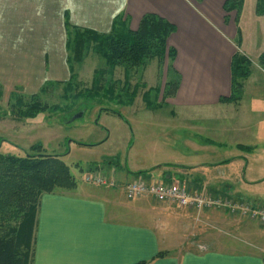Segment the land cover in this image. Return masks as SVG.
Wrapping results in <instances>:
<instances>
[{
	"label": "crops",
	"instance_id": "obj_1",
	"mask_svg": "<svg viewBox=\"0 0 264 264\" xmlns=\"http://www.w3.org/2000/svg\"><path fill=\"white\" fill-rule=\"evenodd\" d=\"M225 1L203 0L199 4L191 0H0V86L8 94L15 89L37 93L47 82L66 79V24L109 34L115 19H121L136 31L144 15L155 14L176 28L167 41V46L176 52L173 68L180 76L176 99L191 109L231 107L236 122L235 117H226L231 112L226 111V120L235 122L226 132L243 134L249 126L248 120H241L242 113L239 115L243 105L219 104L220 98L230 94V63L236 49L232 44L234 36L220 35L214 28L218 25L216 19L210 15L223 12ZM248 113L260 114L253 105ZM252 131L248 136L251 142L240 139L229 143L227 149L234 151V156L204 165L178 161L170 164L173 166L167 170L171 172L163 180L185 181L192 194L205 192L213 198L264 209L260 202L244 196L264 184V169L255 167L256 160L248 159L255 157L260 144L264 145V137L260 140L259 134ZM145 171L149 172H141ZM135 174L127 172L120 179H125V184L152 178L149 174ZM185 176L195 177L194 182L185 180ZM118 187L119 182L108 190L84 185L73 194L43 195L37 216L34 264H264V252H229L209 246L198 247V251L185 250L175 224L182 226L184 221L174 215V221L163 216L165 207L169 209L170 205L154 206L149 201L151 206L146 202L138 208L125 209L123 202L117 200L118 190L124 195V187ZM216 215L235 219L228 213L206 212L205 222L220 230L226 225ZM156 217L171 225L166 238L158 233ZM159 254L163 256L157 258Z\"/></svg>",
	"mask_w": 264,
	"mask_h": 264
},
{
	"label": "rangeland",
	"instance_id": "obj_2",
	"mask_svg": "<svg viewBox=\"0 0 264 264\" xmlns=\"http://www.w3.org/2000/svg\"><path fill=\"white\" fill-rule=\"evenodd\" d=\"M197 7L204 10L203 7ZM223 12L210 15L218 24L214 28L224 37L234 36L232 44L235 46V53L242 54L251 62V75L244 83L241 101L243 104L240 102L236 105L237 107L243 105L239 115L241 116L242 113L241 120L245 122L248 120L249 123L243 134L226 132V129L234 126L236 122L235 112L231 107L191 109L182 106L176 96L165 98L164 90L167 82L174 81L168 61L162 66H159L155 60L147 62L144 66L131 70L129 76L125 77L124 69L121 67L108 73L105 62L93 52V46L89 45L85 46L81 60L77 62L72 44L74 32L69 29L67 33L70 36H67L72 41V46L68 52L66 51L67 58L71 59L70 65L67 62L66 79L61 82H47L55 85H47L46 93H28L15 89L8 94L3 93L0 86V152L4 155L24 157L30 153L31 147L40 145L43 153L47 155L63 156L62 162L70 168L76 180V190L86 185L84 175L91 172L101 173L104 178L111 180L114 186H118L119 182L120 189L128 184L127 181L124 184L125 179H120L121 176L125 177L127 172L138 173L149 170L142 175L149 174L152 176V182L164 183V175L171 172L167 170L171 167L163 166L164 164L190 161L204 165L211 161L225 160L230 154L234 156L235 152L227 149L229 143H236L240 139L243 143L251 142V139H248L251 129L253 134H259V139L263 140L264 69L259 61L264 53V17L256 13V0H243L238 16L236 13L227 15ZM237 43L238 47L235 45ZM71 71L74 76L70 80ZM96 75H99L100 79L98 100L90 98L92 95H89ZM68 81H71L72 87L70 91L65 92L64 85ZM56 84L60 85L56 86ZM109 84L114 87L116 95L120 94L118 101L101 99ZM123 85L127 86L123 89ZM132 92L135 93L134 97ZM14 95L21 96L24 104L29 103L31 96L38 95L41 104L49 108L55 107L56 110L48 109L35 119L17 117L13 108L17 103ZM144 96H147L146 99ZM251 105L260 114H249ZM104 110L114 112L115 115ZM226 111H231L226 117H235L233 118L235 122H231L229 118L226 120ZM206 140H213L214 144H205ZM254 156L247 158L251 161L256 160L255 167L264 169L263 144L256 149ZM198 178L200 180V177ZM185 180L194 182L195 177L185 176ZM201 182H204L203 178ZM259 185L244 196L264 206L262 201L264 184ZM98 188L100 187H95L94 190H100ZM101 189L108 190L114 187ZM117 196L119 197L117 200L126 206L125 209L129 206L138 208L139 204L145 205L149 201L154 206H165L150 197L142 198L145 202L136 200L132 201L135 203H128L121 190H118ZM170 206L169 209L165 207L166 214L163 213V216L168 215V220L174 221L171 217L174 215L184 221L182 226H178L176 222L175 224L176 232L182 235L180 242L184 241L185 250L198 251V247L209 246L211 249L217 248L229 252L257 254L264 252V224L260 221L229 213L235 219L228 220L224 215H216L218 216L216 218L220 221L224 220L226 225L220 230L216 226L207 224L203 215L208 211L218 214L227 213L222 209L188 210ZM142 209L145 210V207L143 206ZM254 209L258 210V208ZM226 222L229 224L228 227ZM155 224L160 227L158 233L166 238L169 233L167 228L171 227L170 223L165 220L161 222L156 217Z\"/></svg>",
	"mask_w": 264,
	"mask_h": 264
},
{
	"label": "trees",
	"instance_id": "obj_3",
	"mask_svg": "<svg viewBox=\"0 0 264 264\" xmlns=\"http://www.w3.org/2000/svg\"><path fill=\"white\" fill-rule=\"evenodd\" d=\"M193 1L201 3L203 0ZM242 2L243 0H226L223 4L224 13L227 15L236 13L238 16ZM256 13L264 17V0H256ZM66 29L67 32L69 29L74 32L73 42L68 39L70 35L67 33L66 51H69L72 42L74 58L79 62L85 46L92 45L93 52L105 62L108 73L121 67L127 77L131 70L140 68L147 62L155 60L159 66H162L165 61H168L169 71L174 81L167 82L164 90L165 98L176 96L180 86V76L173 68L176 52L167 46V41L176 32V28L165 19L155 14H146L141 18L136 31L130 30L121 19H115L109 34H101L89 29L70 28L67 24ZM235 45L238 47V43ZM70 60L67 58L68 64ZM259 62L264 69V53ZM250 75L251 62L236 52L230 63V94L228 97L220 98L219 104L238 105L243 98L244 83ZM73 76L71 71L70 80ZM98 76L94 77L89 94L94 100L100 99ZM70 82L64 85L65 92L70 91L72 87ZM47 85L55 84L47 83L39 92L46 93ZM107 86L109 88L103 92L104 97L101 99L118 101L120 94H115L112 84ZM125 86L127 85H123V89ZM131 94L135 96V93ZM14 97L17 103L13 108L16 110L17 117L35 119L48 109L56 110L55 107L49 108L41 104L38 101V95L31 96L27 104L23 103L21 96L14 95ZM146 97L144 96L145 99ZM104 111L115 115L114 112ZM204 143L214 144L211 140H206ZM29 152L24 157L4 155L0 152V264H34L35 233L41 197L70 194L77 188L70 168L62 162L63 156L47 155L43 153L40 145L31 147ZM163 166L172 167L173 165ZM144 173L148 171L136 173L135 176ZM160 256L163 254L157 255V258Z\"/></svg>",
	"mask_w": 264,
	"mask_h": 264
},
{
	"label": "built area",
	"instance_id": "obj_4",
	"mask_svg": "<svg viewBox=\"0 0 264 264\" xmlns=\"http://www.w3.org/2000/svg\"><path fill=\"white\" fill-rule=\"evenodd\" d=\"M84 182L99 187H112L113 182L98 173H90L84 177ZM127 201H136L150 197L158 203H167L178 208L189 210L222 209L229 214L242 218L257 220L264 224V210L253 209L248 205H240L227 199L213 198L207 193L192 194L186 183L173 181L171 183H146L135 180L125 186Z\"/></svg>",
	"mask_w": 264,
	"mask_h": 264
}]
</instances>
